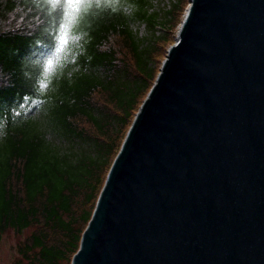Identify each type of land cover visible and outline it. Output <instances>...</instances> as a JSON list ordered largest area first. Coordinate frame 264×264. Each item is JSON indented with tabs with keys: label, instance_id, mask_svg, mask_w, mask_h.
<instances>
[{
	"label": "water",
	"instance_id": "obj_1",
	"mask_svg": "<svg viewBox=\"0 0 264 264\" xmlns=\"http://www.w3.org/2000/svg\"><path fill=\"white\" fill-rule=\"evenodd\" d=\"M71 264H264V0H189Z\"/></svg>",
	"mask_w": 264,
	"mask_h": 264
},
{
	"label": "trees",
	"instance_id": "obj_2",
	"mask_svg": "<svg viewBox=\"0 0 264 264\" xmlns=\"http://www.w3.org/2000/svg\"><path fill=\"white\" fill-rule=\"evenodd\" d=\"M183 2L161 21L150 0L93 3L49 71L63 11L44 0H0V239L30 231L17 246L25 264H71ZM135 22L161 33L142 46Z\"/></svg>",
	"mask_w": 264,
	"mask_h": 264
},
{
	"label": "rangeland",
	"instance_id": "obj_3",
	"mask_svg": "<svg viewBox=\"0 0 264 264\" xmlns=\"http://www.w3.org/2000/svg\"><path fill=\"white\" fill-rule=\"evenodd\" d=\"M175 0H150V10L149 13H157L158 14V20L161 21L164 18V13L168 9H170L171 4ZM183 10L180 13V19L179 22L181 24L186 9L189 6V0H184L183 2ZM133 11V8L130 7L129 10H126L127 15H130ZM180 24L177 26V28L173 31V33L170 36V42L167 44H159L158 45V54L156 56V61L160 62V66L166 56V52L170 46V43L173 44L175 40V36L177 33V30L180 26ZM157 25L152 31L143 23L135 22L131 25V30L136 35V37L142 42V46H146L148 42L152 41V34L155 33L156 35H160L161 30ZM78 39H74L72 43L77 44ZM160 69V68H159ZM39 105L35 104L34 107L30 110L29 116L31 117H38L40 111H38ZM30 231H25L21 235H17L13 233L12 231H8L5 234L2 235L0 239V264H25L18 252H17V246L20 242L23 241L25 237L29 235Z\"/></svg>",
	"mask_w": 264,
	"mask_h": 264
},
{
	"label": "snow or ice",
	"instance_id": "obj_4",
	"mask_svg": "<svg viewBox=\"0 0 264 264\" xmlns=\"http://www.w3.org/2000/svg\"><path fill=\"white\" fill-rule=\"evenodd\" d=\"M52 9H61L63 11V21L60 24L59 44L55 51L46 61L47 70H52L55 66L59 54L68 45L71 39V31L77 22L80 13L91 7L93 3H102L103 0H44Z\"/></svg>",
	"mask_w": 264,
	"mask_h": 264
}]
</instances>
